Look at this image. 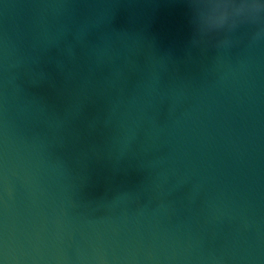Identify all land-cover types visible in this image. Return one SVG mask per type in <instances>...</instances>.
Instances as JSON below:
<instances>
[{
  "label": "water",
  "instance_id": "1",
  "mask_svg": "<svg viewBox=\"0 0 264 264\" xmlns=\"http://www.w3.org/2000/svg\"><path fill=\"white\" fill-rule=\"evenodd\" d=\"M249 11L0 0V264H264Z\"/></svg>",
  "mask_w": 264,
  "mask_h": 264
},
{
  "label": "clouds",
  "instance_id": "2",
  "mask_svg": "<svg viewBox=\"0 0 264 264\" xmlns=\"http://www.w3.org/2000/svg\"><path fill=\"white\" fill-rule=\"evenodd\" d=\"M244 4L250 10L246 20L252 29L250 33L252 41L264 39V17L260 15L264 3L261 0H244Z\"/></svg>",
  "mask_w": 264,
  "mask_h": 264
}]
</instances>
